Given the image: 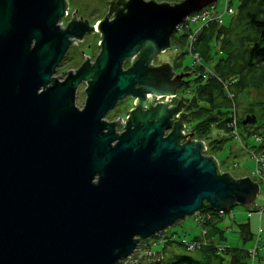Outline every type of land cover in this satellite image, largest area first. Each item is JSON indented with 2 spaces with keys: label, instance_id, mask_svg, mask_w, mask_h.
<instances>
[{
  "label": "water",
  "instance_id": "obj_1",
  "mask_svg": "<svg viewBox=\"0 0 264 264\" xmlns=\"http://www.w3.org/2000/svg\"><path fill=\"white\" fill-rule=\"evenodd\" d=\"M217 1L111 0L96 26L74 12L61 28L66 0H0V264H119L197 213L256 200L258 184L221 173L182 135L184 98L169 102L192 73L154 64ZM87 34L100 38L95 59L53 77ZM127 97L117 133L105 117Z\"/></svg>",
  "mask_w": 264,
  "mask_h": 264
},
{
  "label": "rangeland",
  "instance_id": "obj_2",
  "mask_svg": "<svg viewBox=\"0 0 264 264\" xmlns=\"http://www.w3.org/2000/svg\"><path fill=\"white\" fill-rule=\"evenodd\" d=\"M70 9L69 13L72 11H79V15L88 20L90 24L96 26V23L103 20L108 13V2L111 0H68ZM164 3H176L182 0H158ZM226 0H218L215 3L217 11L221 14V20L217 22L219 26L227 27L231 24L234 16L238 10L240 0H231L228 5L232 13H224V7ZM65 19V18H64ZM62 20L65 25V20ZM202 26L201 23L189 24L188 27L179 28L178 31L173 35L171 40V48L164 53H160L156 56L155 65L162 63H169L174 68L176 74L183 72L186 68H190L192 64V57L188 52L189 40L184 38L182 41V36L187 34L188 28L191 32H195ZM98 34H87L84 37V43H80L78 47L68 50V60L64 64H60L53 77L62 80L64 76L70 72L75 71L79 65L85 60L86 57L93 61L94 57L99 53ZM217 48L212 54V60L210 63H206V66L211 68L215 62L223 56L221 52L220 43H216ZM86 56V57H85ZM213 68V67H212ZM191 73V72H188ZM189 79V78H188ZM186 80V79H185ZM250 84H247V86ZM85 84H81L76 93V105L82 107L85 101ZM195 88L194 82L190 81L189 89L192 91ZM183 88H180L177 95L180 98H184L185 92ZM187 95V92H186ZM188 96V95H187ZM190 96V95H189ZM236 100V118L237 123L246 120V123H242L240 126L238 124L239 138L232 137L227 138V140H222L221 130L212 128L209 131L208 138L203 141L206 145L211 143L213 145V151L204 153L207 156L214 157L218 165H220L219 171L221 173H229L232 178H250L253 182L258 184L259 193L256 200L248 207L237 206L230 209L227 213L221 216V220L218 224L220 229L218 233L212 236V241L221 248L227 249H241L243 251H250L256 245V239L260 236V243L257 246V254L254 258L248 257L245 261L240 260V264H264V212L260 214L257 212L260 208L264 206V176H258L255 173V163L251 158L248 150L253 146H258L259 142L256 140V135L259 134L262 137L264 143V88L262 89H249L247 87L239 90L237 92ZM177 100H174L176 103ZM134 101L132 98L127 97L124 100L117 103L115 108L111 110L105 120L108 122L115 121L117 118L124 119L128 112L133 108ZM188 124L190 131L193 134L192 125ZM122 132L123 129H120ZM223 132V131H222ZM194 135V134H193ZM195 139V138H194ZM196 140V139H195ZM218 141L216 143L215 141ZM198 141V140H196ZM207 146V149L210 147ZM247 225L249 229L248 235L244 231L241 225ZM167 235L174 234V241L188 242L193 240L195 237L202 236V227L193 218H187L181 222L168 228L165 231ZM157 239L150 238L148 243L151 244ZM158 242V241H157ZM174 245V244H173ZM162 249V244L157 243L153 246L154 251H160ZM170 247L167 246L166 250ZM259 249V250H258ZM181 254L190 255L194 258L199 257L197 252H186L184 249L179 248L176 250ZM231 255L227 252H222V257L226 261H232V257L235 254L231 251ZM249 255V253H248ZM167 256V255H166ZM168 257V256H167ZM166 257V258H167ZM251 259H254L252 261Z\"/></svg>",
  "mask_w": 264,
  "mask_h": 264
},
{
  "label": "trees",
  "instance_id": "obj_3",
  "mask_svg": "<svg viewBox=\"0 0 264 264\" xmlns=\"http://www.w3.org/2000/svg\"><path fill=\"white\" fill-rule=\"evenodd\" d=\"M66 2L68 5L69 1L66 0ZM233 16L231 24L227 27L219 26L217 22L213 21L201 29L197 35L194 50L201 57L203 65L197 70L190 67L183 71L192 73L189 79L183 81L181 88L187 90L188 96L185 94L186 97H184V112L187 113V122L193 127L194 138L198 141H205L213 127L221 130V134L228 133L233 106L223 91L224 83H229L230 89L235 92L236 96L237 92L243 91L244 87L256 90L264 88V0H240L238 10ZM185 37L187 34L182 36V41L185 40ZM216 43H220L223 56L215 62L213 68H209L206 63L211 62L212 54L217 48ZM68 59L67 53L64 61ZM129 63L130 61H125L123 67L128 68ZM204 69L211 72L205 79L201 76ZM191 79L195 84L192 91L189 89ZM247 84L250 85L247 86ZM242 123L243 121H239V126ZM255 135L260 138V142L258 146H253L248 150L252 159L253 154H260L264 157L262 137L259 134ZM227 138L231 137L226 136L222 140H227ZM215 142L218 143V141ZM211 143L210 146L207 144L210 148L206 152L213 151L214 147L211 146ZM220 218L218 215H213L211 219L202 224V229L205 231L203 235L205 244L199 241L200 245L193 251L199 254L197 258L176 252L179 248L186 252L189 251H187L184 242L174 241V234H170L163 248L165 256L161 264H240V260L245 261L250 257L248 251L221 248L211 240L212 236L220 230L218 228ZM241 226L248 235L250 232L247 225ZM193 240L200 239L195 237ZM167 246L170 247L169 250H166ZM231 251H234L235 254L232 261L230 258L228 262L221 253L227 252L231 255Z\"/></svg>",
  "mask_w": 264,
  "mask_h": 264
},
{
  "label": "built area",
  "instance_id": "obj_4",
  "mask_svg": "<svg viewBox=\"0 0 264 264\" xmlns=\"http://www.w3.org/2000/svg\"><path fill=\"white\" fill-rule=\"evenodd\" d=\"M230 1L231 0H226V4H225V7H224V13H232V11L229 9V5H228V3ZM67 15H68V13H67V9H66L65 10V17ZM221 16L222 15L218 13L215 4H213L212 6H209V7H206L204 9H202L198 13L190 15L186 19L185 25L179 27V28L188 27L189 24H198V23L202 24V26L199 29H197L195 32H191V30H188L187 37H186V39L189 40L188 52L187 53L192 57L191 67L194 70L195 69L197 70L199 67H201L203 65L201 57L194 50V44H195V41L197 39V35L201 31V29L204 26H206L208 23H211L213 21L214 22H219L221 20ZM58 25L61 28L65 27V25H64L62 20L58 23ZM82 42H83V40L80 41L79 44L82 43ZM79 44L77 46H79ZM99 44H100V40L98 42V48H99ZM73 46H76V45H73ZM87 58H85V60ZM88 59L90 60V58H88ZM71 72H74V71H71ZM210 74H211V72L209 70L204 69V71L201 73V76H202L203 79H205ZM232 82L234 83L235 79ZM222 83H223V81L221 82V84ZM222 87H223V91H224L226 97L228 99H230L233 108H232V118H231V121H230L229 126H228V129H229L228 133H222L221 136H222V138L226 137V136L231 137V138L232 137L239 138L240 134L238 133V123H237V118H236V100H235L236 95H235V92H233L230 89L229 83H224L222 85ZM178 99H179V96L177 94L175 95V97H172L170 102H169V107L174 106L175 105L174 100H178ZM165 101H167V100L166 99H158L156 103H162V102H165ZM128 114L125 117V122H123L124 119L122 121V127H124V125H125V123L127 121V118L129 117ZM175 117L176 116H174V118ZM116 121H112V122H116ZM183 126H184V128H182V130H181V133H182L183 136H186V135L192 133L190 131V128L188 127L187 121L183 122ZM117 133H120V132H117ZM193 139H194V137H193ZM256 140L258 142H260V138L256 137ZM205 148H206V151H207V146ZM206 151L204 153H206ZM253 160H254V163H255V173L258 176H262V175L264 176V157H263V155L253 154ZM257 212L261 215L264 212V206L262 208H260ZM223 214H225V211H218V212L205 211L203 213L195 214L193 218L202 227V224L205 223L207 220L211 219L213 215H218V216L221 217V216H223ZM204 234H205V231L202 229V236ZM169 236L170 235H167L165 232H163V233L159 234L158 236L154 237L157 240L153 241L151 244L148 243L149 239L146 240V241L139 242V244L137 245V247L134 250V252L129 257H127L126 259L121 261L119 264H161L163 259H164V256H165V254L163 252V248L166 245ZM199 241L202 242L203 244H205V242H203V240H198V241L191 240V241L185 242L184 245H185L187 251L193 252L200 245ZM157 243L162 244V249L160 251H154L153 250V246L156 245ZM259 243H260V236L258 237V239H257V241L255 243L256 246L248 252L249 256L251 258H254L256 256V254L258 252L257 251V246H259Z\"/></svg>",
  "mask_w": 264,
  "mask_h": 264
},
{
  "label": "flooded vegetation",
  "instance_id": "obj_5",
  "mask_svg": "<svg viewBox=\"0 0 264 264\" xmlns=\"http://www.w3.org/2000/svg\"><path fill=\"white\" fill-rule=\"evenodd\" d=\"M69 9H70V5L68 4V5H67V13H68V15H67L66 17H64L65 19L63 18V19L66 21V22H65V25L73 19V17H74V16H73V13H74V12L76 13L75 18H74L75 20H82V21H85V20H86V19H84V17H82L81 15H79V11L75 10V11H72V12L69 13ZM86 21H88V20H86ZM88 22H89V21H88ZM89 24H90V22H89ZM90 25L92 26V24H90ZM94 35H95V34H94ZM84 37H85V36H84ZM99 40H100V39H99ZM82 43H84V39H83V42H82ZM71 47H72V48H73V47L76 48V47H78V46H71ZM71 47H70V48H71ZM70 48H69V49H70ZM65 56H66V55H65ZM64 58H65V57H64ZM93 59H95V57H94ZM64 63H65V61H64V59H63L62 62H61V65L64 64ZM80 65H81V64H80ZM80 65H79V66H80ZM129 65H130V63H129ZM176 103H177V101H176ZM176 103H175V104H176ZM128 113H129V112H128ZM173 118H174V117H173ZM116 120H117V121H116ZM116 120H115V121H116L117 124H118V125L116 126V130H117V132H121L120 129H123V127H122V124H120V121L122 122L123 119H122V118H117ZM123 122H125V118H124V121H123ZM120 127H121V128H120Z\"/></svg>",
  "mask_w": 264,
  "mask_h": 264
},
{
  "label": "crops",
  "instance_id": "obj_6",
  "mask_svg": "<svg viewBox=\"0 0 264 264\" xmlns=\"http://www.w3.org/2000/svg\"><path fill=\"white\" fill-rule=\"evenodd\" d=\"M188 30H189V28H188ZM173 70H174V68H173ZM184 94H186V93H184ZM184 96H186V95H184ZM219 168H220V165H219ZM227 174H229V173H227ZM229 175H230V174H229ZM230 176H231V175H230ZM231 177H232V176H231ZM260 216H261V215H260ZM221 218H222V217H221ZM221 218H220V219H221ZM197 238L200 239V240H204V239H203V236H201V235H200L199 237H197ZM174 246H175V245H174Z\"/></svg>",
  "mask_w": 264,
  "mask_h": 264
},
{
  "label": "clouds",
  "instance_id": "obj_7",
  "mask_svg": "<svg viewBox=\"0 0 264 264\" xmlns=\"http://www.w3.org/2000/svg\"><path fill=\"white\" fill-rule=\"evenodd\" d=\"M62 20H63V19H62ZM178 100H179V99H178ZM178 100H177V101H178ZM206 146H207V145H206ZM204 155H205V154H204ZM205 156H207V155H205ZM213 158H214V157H213ZM217 164H218V163H217ZM218 168H219V165H218Z\"/></svg>",
  "mask_w": 264,
  "mask_h": 264
}]
</instances>
